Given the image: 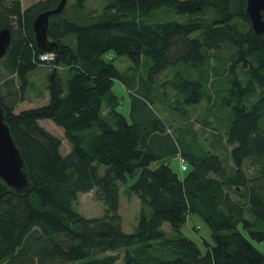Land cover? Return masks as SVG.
Returning a JSON list of instances; mask_svg holds the SVG:
<instances>
[{"label": "trees", "instance_id": "trees-1", "mask_svg": "<svg viewBox=\"0 0 264 264\" xmlns=\"http://www.w3.org/2000/svg\"><path fill=\"white\" fill-rule=\"evenodd\" d=\"M58 1L21 10L20 0H0V30L10 33L0 108L30 184L21 196L0 184V264H264L254 245H264V44L250 28L246 0H107L83 23L74 15L85 0L69 4L70 17L66 2L48 19L54 58L43 63L31 22ZM155 13L163 20L147 21ZM120 57L130 65L125 80L113 65ZM39 66L48 68L47 102L15 112ZM146 66L143 79L138 68ZM163 71L178 105L204 102L200 127L217 131L208 151L196 153L184 140L196 136L189 110L179 124L142 113L127 123L116 111L114 81L159 95L151 76ZM44 121L62 133L63 155ZM175 155L184 172L161 163ZM89 192L100 217L72 209ZM120 192L138 205L130 233L122 229ZM188 216L210 231V243L199 239L203 251L181 234Z\"/></svg>", "mask_w": 264, "mask_h": 264}, {"label": "rangeland", "instance_id": "rangeland-1", "mask_svg": "<svg viewBox=\"0 0 264 264\" xmlns=\"http://www.w3.org/2000/svg\"><path fill=\"white\" fill-rule=\"evenodd\" d=\"M40 0H20V6L21 10H24L25 8L31 6L32 4L38 2ZM73 0H67L68 4L66 5V10L65 13L67 16H71V10L68 8L69 4H71ZM107 3V0H85L84 5H83V10L81 12H78L76 15H74L75 20L80 22V20H88L89 13L90 11H96L99 12L102 7ZM174 15V16H173ZM171 15L170 18H179L175 19V21H181V18L175 14ZM150 17H147L148 20H153V21H162L164 16L161 13H155L153 15H149ZM80 22V23H83ZM148 60V59H147ZM2 61V58H0V62ZM113 65L114 67L119 71L121 76H123L124 80L127 76L131 75V71L129 70L130 65L129 62L127 61L126 58L120 57V58H114L113 60ZM48 68L39 66L37 67L34 71L30 72L27 76L30 86L26 90L24 96H23V101L19 104L16 105L15 112H17L19 109H27L30 107H38L41 105H44L46 102L44 100V97L47 95V92L45 90V85H46V78L45 75L47 73ZM166 71V70H165ZM165 71L163 73L156 74L154 76H151V85L156 86V88L162 89V93L159 95H149L143 89L137 90L136 86L132 87V93L127 90L129 89V86L126 85V83H120L119 81H114L111 88H110V95L114 96L116 99H118V106L116 107V111L120 113L127 123H131L132 119L135 121H141L140 118L142 116L140 115L141 113L143 114L144 119L150 118V116L153 117H158L161 120L165 121H170L171 119H177V123H181L182 121L180 118L182 117V114L184 112L190 113V118L193 120L192 121V127L191 129L194 131V134L196 135L195 137L189 136L185 137L184 140H191L192 141V146L194 147V152H199V149H203V151H208L209 150V144L212 139V134H216L217 131H210L208 128H201L200 127V119L201 115L203 112L204 108V102L202 101L199 105L196 106H191V107H186L182 103L178 105L174 100L176 98L173 97V92L172 90L170 91L169 88L164 89L166 87L163 85V82H165L170 75L166 74ZM138 72L140 73V77L145 79L149 71L147 69V66L144 68H138ZM137 72V73H138ZM138 73V74H139ZM5 73H1L0 79L6 78ZM8 78V77H7ZM160 82V83H158ZM164 89V90H163ZM171 94H168V93ZM154 94L157 93V91L153 92ZM133 94V95H132ZM225 96H222L219 98L220 102L222 103V99ZM138 98L140 101L136 100ZM135 99V100H133ZM104 106V104H103ZM217 105L214 104V108H212L214 111L217 109L215 108ZM196 118L197 120L194 121ZM207 120L214 122V119L210 116L207 118ZM46 123H42L44 125V128L48 133H51L58 138L61 139L62 145L60 148V154L63 155L64 152L67 150V145L65 141L63 140L61 136V132L56 129L49 121H45ZM176 122H174L173 125H177ZM186 127V126H185ZM171 128V127H170ZM184 128V126H183ZM214 128L218 130L219 132H223L224 125L221 123H214ZM213 129V128H212ZM168 133V132H167ZM170 137L174 140L177 138V132L171 131L170 129ZM170 167L172 169L176 170V160L175 159H170L169 160ZM119 215L121 217V223H122V229L123 232L125 233H130L132 232L134 226H135V221H136V215H137V210H138V205L136 201L132 198H128L125 196L121 195V192L119 194ZM72 209L82 215L84 218H97L102 215V206L99 202H97L94 199L93 192L89 193H84V194H78L77 199L75 203L72 205ZM190 218V219H189ZM185 224L182 225L180 231L181 234L194 241L201 251L204 250L203 246L201 245L199 239L202 238L209 243L210 241V231L209 229L197 218V217H189ZM198 222V226L201 227L198 228L194 225L192 222ZM164 230H167V227H163ZM196 230V231H195ZM255 247L261 251L264 250V245L263 244H254ZM116 264H120L118 261Z\"/></svg>", "mask_w": 264, "mask_h": 264}, {"label": "water", "instance_id": "water-1", "mask_svg": "<svg viewBox=\"0 0 264 264\" xmlns=\"http://www.w3.org/2000/svg\"><path fill=\"white\" fill-rule=\"evenodd\" d=\"M67 0H59L55 8L39 13L31 22L34 43L44 53L51 49L47 42L46 30L50 16L57 15L62 11ZM245 14L248 18L250 28L255 36L261 37L264 44V0H246ZM10 42V33L7 29L0 30V58L6 52ZM0 184L8 193L13 195H24L30 190L25 166L16 148L9 130L4 123L3 111L0 108Z\"/></svg>", "mask_w": 264, "mask_h": 264}, {"label": "built area", "instance_id": "built-area-1", "mask_svg": "<svg viewBox=\"0 0 264 264\" xmlns=\"http://www.w3.org/2000/svg\"><path fill=\"white\" fill-rule=\"evenodd\" d=\"M53 58H54L53 55L51 53L47 52V53H43V54L39 55L38 60L40 62H43V63H49L53 60ZM177 161H178L177 162L178 163V170L180 172H184L186 170V164H185L184 160L180 157H177Z\"/></svg>", "mask_w": 264, "mask_h": 264}, {"label": "crops", "instance_id": "crops-1", "mask_svg": "<svg viewBox=\"0 0 264 264\" xmlns=\"http://www.w3.org/2000/svg\"><path fill=\"white\" fill-rule=\"evenodd\" d=\"M44 100H45V102H47V95L44 97ZM19 110H20V109H19ZM42 123H46V122L44 121V122H41V124H42ZM177 157H178V156L175 155V156L172 157V158H169V159L167 158V159L161 161V163H164V162H168V163H169V160H170V159H175L176 162H178V161H177ZM159 163H160V162H159ZM157 164H158V163H154V164L152 165V167H155ZM176 170H178V163L176 164ZM179 172H180V171H179ZM189 217H192V216H188L187 219H188ZM189 219H190V218H189ZM192 222L194 223V225H195L196 227H198V228L201 229V227L198 226L199 221H198V222H194V221L192 220Z\"/></svg>", "mask_w": 264, "mask_h": 264}]
</instances>
